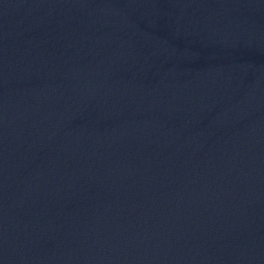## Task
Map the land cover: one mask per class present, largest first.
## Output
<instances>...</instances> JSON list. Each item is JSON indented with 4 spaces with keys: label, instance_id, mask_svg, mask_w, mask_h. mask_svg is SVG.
<instances>
[{
    "label": "water",
    "instance_id": "obj_1",
    "mask_svg": "<svg viewBox=\"0 0 264 264\" xmlns=\"http://www.w3.org/2000/svg\"><path fill=\"white\" fill-rule=\"evenodd\" d=\"M0 264H264V0H0Z\"/></svg>",
    "mask_w": 264,
    "mask_h": 264
}]
</instances>
